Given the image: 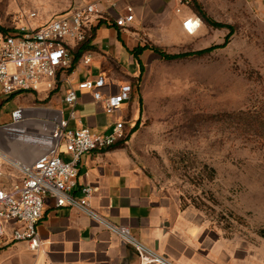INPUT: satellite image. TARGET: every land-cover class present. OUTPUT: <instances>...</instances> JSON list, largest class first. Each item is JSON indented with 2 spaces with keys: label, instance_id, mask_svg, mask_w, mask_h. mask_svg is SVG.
Segmentation results:
<instances>
[{
  "label": "rangeland",
  "instance_id": "obj_1",
  "mask_svg": "<svg viewBox=\"0 0 264 264\" xmlns=\"http://www.w3.org/2000/svg\"><path fill=\"white\" fill-rule=\"evenodd\" d=\"M199 2L234 32L226 45L203 55L166 60L152 50L132 91L138 103L142 98L134 140L139 165L158 191L196 220L264 253V0ZM188 6L189 18L200 19L196 31L185 30L182 12L176 11L165 27L136 29L140 41L171 54L225 43L230 28L207 25L191 9L192 0ZM48 95L0 96V137L13 132L18 110L23 121L40 120L36 129L28 124L29 130L50 128L52 119L43 113L57 104ZM241 111L250 116L240 120ZM39 135L17 134L10 143L14 151L0 147L30 162L46 149ZM23 149L31 150L27 158L20 155Z\"/></svg>",
  "mask_w": 264,
  "mask_h": 264
},
{
  "label": "crops",
  "instance_id": "obj_2",
  "mask_svg": "<svg viewBox=\"0 0 264 264\" xmlns=\"http://www.w3.org/2000/svg\"><path fill=\"white\" fill-rule=\"evenodd\" d=\"M95 1L0 0V26L16 27L25 22L18 20L19 14L30 12L37 14L30 23L40 26ZM128 6L133 7L135 20L126 28L118 27L115 18L124 14ZM178 8L182 18L192 15L190 7L181 5V0L97 2L99 17L92 25V28L96 26L95 49L84 53L91 54L92 60L88 64L82 62L84 54L78 59L73 70L65 73L58 92L49 93L50 103L63 110L69 128L89 127L94 132L108 133L116 123L124 122L129 136L126 142L84 154L79 163L78 184L96 188L91 204L100 215L128 227L138 241L157 250L173 264H264V253L257 246L211 230L203 221L196 220L192 211L182 210L175 199L158 191L144 175L134 144L142 120L141 105L136 99L131 97L119 110L108 114L91 91H78L75 117H71V108L63 100L71 84L99 75L106 78L102 91L105 95L115 94L122 84L132 83L142 73L133 53L134 48L144 46L136 29L165 27L164 22ZM152 54L151 49L141 53L143 65ZM136 125L138 129L133 131ZM61 155L71 159L64 150ZM38 232L42 242L39 249H30L26 242L9 244L0 249V264H140L134 246L124 243L81 211L57 207L51 197L45 199Z\"/></svg>",
  "mask_w": 264,
  "mask_h": 264
},
{
  "label": "built area",
  "instance_id": "obj_3",
  "mask_svg": "<svg viewBox=\"0 0 264 264\" xmlns=\"http://www.w3.org/2000/svg\"><path fill=\"white\" fill-rule=\"evenodd\" d=\"M99 1L103 0L73 8L40 26L30 23L37 16L36 12L22 13L18 20L23 19L24 23L6 31L0 30V96L52 93L58 89L72 65L74 50L87 39L99 17ZM189 3L190 0H181V5ZM177 12L181 9L178 8ZM192 19L183 21L185 30L190 31ZM134 20V9L128 6L124 14L115 18V24L126 28ZM81 60L88 64L92 56L84 54ZM105 85L103 75L71 84L63 97L71 108V117H75L78 91H91L108 114L119 110L132 97L130 83L120 85L118 92L112 95L103 94ZM20 113L22 111L18 110L15 114V121ZM48 115L52 119L51 143L33 161L17 159L0 147V249L15 242H26L32 250L41 247L38 223L43 217L45 199L51 197L57 207L67 206L81 211L124 243L134 246L140 264H173L157 250L138 241L128 227L100 215L91 204L96 188L78 184L82 156L109 149L123 139L127 135L124 122L116 123L108 133H98L89 127L69 128L63 110L52 108ZM62 150L71 156L70 160L62 157Z\"/></svg>",
  "mask_w": 264,
  "mask_h": 264
},
{
  "label": "trees",
  "instance_id": "obj_4",
  "mask_svg": "<svg viewBox=\"0 0 264 264\" xmlns=\"http://www.w3.org/2000/svg\"><path fill=\"white\" fill-rule=\"evenodd\" d=\"M192 9L194 12H196L203 20L204 22L209 25V26H214L215 28H230V34L227 35L226 37V41L223 44H219V45H213L210 47H207L205 49H201V50H197V51H193V52H184V53H167L164 50H162L161 48L157 47V46H152V45H144V46H138L136 48L133 49V53L135 54V57L137 58L141 70L143 69L144 65L140 59V55L141 53L146 50V49H151L154 50L155 52H157L162 58L166 59V60H177V59H181V58H185L191 55H203L205 53H208L210 51H212L213 49L220 47V46H224L228 43L229 39H230V35L233 34L234 32V27L232 25H228L226 23H222V22H218L213 20L208 13L206 12V10L204 9V7L202 6V4L199 2V0H192ZM0 30L1 31H6L8 30L7 28H4L2 26H0ZM95 30H96V26H94L87 39L85 41H83L82 43H80L76 49L74 50V58H73V62L71 67L68 69L69 71L73 70V68L75 67L76 63L78 62V59L87 51H91L95 49V45H93V40L95 37ZM142 74V73H141ZM141 78V75L139 77L133 78L132 79V83L131 86L132 88L134 87V85H136V83H138L139 79ZM136 87H138L136 85ZM58 90V89H56ZM54 90V91H56ZM53 91V93H54ZM15 96V95H12ZM140 104L142 105V98H139ZM250 113H254V112H250ZM257 114V113H256ZM255 114V115H256ZM248 115L250 116L246 111H241L240 114L237 115V117H240V120L245 118L244 116ZM258 117V116H257ZM256 119V118H255ZM138 129V125H136L133 128V131H136ZM129 136L126 135L123 139H121L120 141H118L116 144L122 142H126L128 140ZM115 144V145H116Z\"/></svg>",
  "mask_w": 264,
  "mask_h": 264
},
{
  "label": "bare ground",
  "instance_id": "obj_5",
  "mask_svg": "<svg viewBox=\"0 0 264 264\" xmlns=\"http://www.w3.org/2000/svg\"><path fill=\"white\" fill-rule=\"evenodd\" d=\"M198 21H195V19L194 20H191V22L189 23V27H190V31H188V32H190V33H192V32H194V31H196V29L199 27V21H200V19H197ZM35 109V108H34ZM42 110V108H39V109H36V110ZM24 111H25V109H24ZM44 114H49V111L46 109V112L45 113H43V115ZM22 114L20 113V114H18L17 116H16V118H17V122L16 123H14V124H11V126H13L14 127V130H15V128H17V127H19L18 128V131H14L13 130V132H11V133H9V135H7L6 134V137L4 136H1L0 137V146L2 145V147L4 146V147H6L5 145H10V143H11V141H14V140H12L13 138L14 139H16L17 138V134H19V133H24V134H32V135H39V134H41V137H42V142L40 143L41 144V146L40 147H43L45 144H46V146H48L50 143H51V138H50V136H49V130H50V128L52 127V125H51V127L49 128V126H47L48 127V130L45 128V129H43V130H39V132H34V131H31V130H29L30 129V127H33L34 126V128L36 129V127H35V123H37V122H39L40 120H27V121H23V119H22ZM22 121H23V123H22ZM41 122H43V121H41ZM21 123V124H20ZM46 123V122H45ZM44 123V124H45ZM28 124H30L29 126L30 127H28L27 125ZM47 124V123H46ZM26 125V126H25ZM40 136V135H39ZM8 143V144H7ZM10 147H11V150L12 151H14L13 149H12V146L10 145ZM31 152V150L29 151V149H23L22 150V152L20 153V155H21V157L22 158H27L26 156L27 155H29V153Z\"/></svg>",
  "mask_w": 264,
  "mask_h": 264
}]
</instances>
